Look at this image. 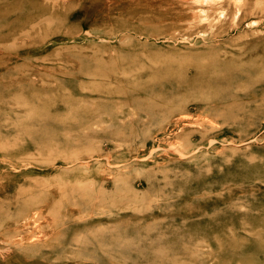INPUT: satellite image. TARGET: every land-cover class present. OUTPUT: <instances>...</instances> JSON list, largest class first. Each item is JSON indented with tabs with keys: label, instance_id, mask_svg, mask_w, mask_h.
I'll return each mask as SVG.
<instances>
[{
	"label": "rangeland",
	"instance_id": "obj_1",
	"mask_svg": "<svg viewBox=\"0 0 264 264\" xmlns=\"http://www.w3.org/2000/svg\"><path fill=\"white\" fill-rule=\"evenodd\" d=\"M0 264H264V0H0Z\"/></svg>",
	"mask_w": 264,
	"mask_h": 264
},
{
	"label": "bare ground",
	"instance_id": "obj_2",
	"mask_svg": "<svg viewBox=\"0 0 264 264\" xmlns=\"http://www.w3.org/2000/svg\"><path fill=\"white\" fill-rule=\"evenodd\" d=\"M234 90H237L236 88H234ZM249 92V91H248ZM250 94V93H249ZM242 99V98H241ZM243 100V99H242ZM237 245V244H236ZM234 246V245H233Z\"/></svg>",
	"mask_w": 264,
	"mask_h": 264
}]
</instances>
